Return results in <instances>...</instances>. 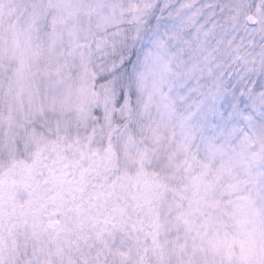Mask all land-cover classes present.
Masks as SVG:
<instances>
[{
    "label": "snow or ice",
    "instance_id": "obj_1",
    "mask_svg": "<svg viewBox=\"0 0 264 264\" xmlns=\"http://www.w3.org/2000/svg\"><path fill=\"white\" fill-rule=\"evenodd\" d=\"M0 264H264V0H0Z\"/></svg>",
    "mask_w": 264,
    "mask_h": 264
}]
</instances>
